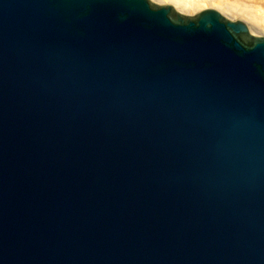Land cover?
<instances>
[{
  "label": "water",
  "instance_id": "95a60500",
  "mask_svg": "<svg viewBox=\"0 0 264 264\" xmlns=\"http://www.w3.org/2000/svg\"><path fill=\"white\" fill-rule=\"evenodd\" d=\"M0 264H264V36L0 0Z\"/></svg>",
  "mask_w": 264,
  "mask_h": 264
},
{
  "label": "bare ground",
  "instance_id": "6f19581e",
  "mask_svg": "<svg viewBox=\"0 0 264 264\" xmlns=\"http://www.w3.org/2000/svg\"><path fill=\"white\" fill-rule=\"evenodd\" d=\"M152 1L159 2V3H165V4H171L177 11H180L183 13H196L197 11L208 8L209 5H212V8H215V9H222V15H226V16L233 15V14L235 15L238 11L236 8L237 5H233L232 3L230 4L225 0H152ZM244 4L246 3L244 2ZM246 6H249V4H247ZM247 9H249V7ZM240 11L242 12L243 10H240ZM240 11H238V13ZM246 23L248 24V22ZM248 26L251 29L252 34L255 35L256 33H255V29L253 28L254 26H251L250 24H248Z\"/></svg>",
  "mask_w": 264,
  "mask_h": 264
},
{
  "label": "rangeland",
  "instance_id": "374dc122",
  "mask_svg": "<svg viewBox=\"0 0 264 264\" xmlns=\"http://www.w3.org/2000/svg\"><path fill=\"white\" fill-rule=\"evenodd\" d=\"M225 1H227L230 4L232 3L233 5H237L236 8L238 11L243 10L242 12L240 11L239 13L237 11L235 15L233 14L234 16L233 15H228V16L245 20L246 22H248V24L254 26L253 28L255 29V33H256L255 35L264 36V0H225ZM244 2L246 4H244ZM247 4H249V6H246ZM209 7L212 8V5H209ZM248 7L249 9H247Z\"/></svg>",
  "mask_w": 264,
  "mask_h": 264
}]
</instances>
